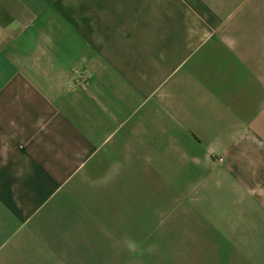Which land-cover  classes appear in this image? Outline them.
Returning <instances> with one entry per match:
<instances>
[{"label":"crops","instance_id":"obj_1","mask_svg":"<svg viewBox=\"0 0 264 264\" xmlns=\"http://www.w3.org/2000/svg\"><path fill=\"white\" fill-rule=\"evenodd\" d=\"M119 176L197 250L264 255V0H0V264L117 255L45 226ZM205 192L228 217L181 218Z\"/></svg>","mask_w":264,"mask_h":264},{"label":"rangeland","instance_id":"obj_2","mask_svg":"<svg viewBox=\"0 0 264 264\" xmlns=\"http://www.w3.org/2000/svg\"><path fill=\"white\" fill-rule=\"evenodd\" d=\"M81 79L83 82H80ZM84 82V76L77 80L79 85ZM213 162L217 169L221 168V160ZM131 183V176L112 177L109 182L108 179L103 182L98 180L93 186L89 184L83 191L66 196L67 207L57 209L58 216L48 218L46 230L55 227L57 232L65 231L67 236V232H72L76 225L81 231L85 224H76L74 221H84L86 217L89 246L92 245L91 242H96L95 246L99 248L112 249L114 252L118 248L117 255L103 256L100 264H264V255H258L260 250L256 248L245 250L252 254L233 256L208 255L205 247L197 250L194 248L197 240L182 239L184 236L182 233L179 236L175 231V224H165L168 219L166 216L171 219V213L175 212L176 206L172 210H163L157 206L162 203L158 200H151L157 207L149 206L150 200L146 201L143 192L131 191ZM204 196L206 201L201 207L195 205V202L196 207L183 209L180 217L190 221L197 218L205 225L209 224V219L228 217L229 209L226 207L217 208L215 214H209L207 209L211 200L207 192ZM160 213L164 215L160 217ZM53 218L55 221H63L64 224H51ZM69 220L72 221L71 224L68 223ZM261 245L264 248V244ZM197 251L205 254L198 255Z\"/></svg>","mask_w":264,"mask_h":264},{"label":"built area","instance_id":"obj_3","mask_svg":"<svg viewBox=\"0 0 264 264\" xmlns=\"http://www.w3.org/2000/svg\"><path fill=\"white\" fill-rule=\"evenodd\" d=\"M80 82H83V79H81V81Z\"/></svg>","mask_w":264,"mask_h":264}]
</instances>
